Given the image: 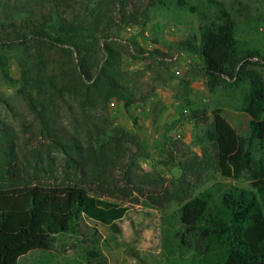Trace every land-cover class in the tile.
Returning a JSON list of instances; mask_svg holds the SVG:
<instances>
[{"label":"trees","instance_id":"trees-1","mask_svg":"<svg viewBox=\"0 0 264 264\" xmlns=\"http://www.w3.org/2000/svg\"><path fill=\"white\" fill-rule=\"evenodd\" d=\"M158 10L197 16V33L178 42L179 52L199 57L208 91L242 87L240 108L249 117L238 133L222 108H191L201 152L177 138L158 148V162L180 170L159 194H147L153 207L179 205L165 222L167 257L184 264H264V53L240 45L236 20L221 0H0V77L18 85L32 115L24 124H40L45 154H62L66 174L33 183L15 173L6 149L0 152V264L22 263L25 254L49 249L58 234H85L87 221L115 231L126 214V206L87 186L125 194L132 188L117 187L113 172L126 184L143 172L138 160L149 156L145 143L137 132L113 125L108 104L128 108L141 99L132 85L135 73L122 61L146 50L120 33L145 27ZM12 58L19 78L9 72ZM11 143L3 131L0 146ZM50 160L52 166L56 159ZM214 173L243 177L247 185L218 181ZM208 179L213 183L194 193ZM94 231L89 236L97 248L75 264H99L92 262L102 256Z\"/></svg>","mask_w":264,"mask_h":264},{"label":"rangeland","instance_id":"rangeland-1","mask_svg":"<svg viewBox=\"0 0 264 264\" xmlns=\"http://www.w3.org/2000/svg\"><path fill=\"white\" fill-rule=\"evenodd\" d=\"M196 2V0H191ZM234 17L237 23V38L244 48H256L264 53V0H221ZM0 11V19L3 18ZM151 19L145 27H126L120 33L123 37L133 38L138 42L145 53L136 51V57L125 56L122 61L124 69L134 72L133 86L136 88L137 101L143 102L157 93V88L171 91L170 111L180 115L176 118L181 122L190 117L191 108L204 107L210 113L214 107H220L228 121L237 124L236 130L243 133L246 129L244 115L236 116L241 110V89L218 87L215 92L208 91L205 78L200 72V59L195 54L179 52L178 42L197 33L198 19L193 13H173L158 10L150 13ZM9 72L12 77L19 78L20 69L12 58L9 62ZM18 85L10 84L0 77V135L8 131L12 137L10 148L6 144L0 146V152L6 149L11 163L18 169L15 173L31 180L54 182L55 177L66 176L63 168V155L57 152L45 154L48 140L41 133L40 124L29 123L32 115L26 107L22 97L17 92ZM136 101V102H137ZM136 102L128 108L122 102L111 100L108 104L109 115L117 123L128 130L138 133L137 117H135ZM244 113V112H243ZM172 115V114H170ZM211 117L209 118V121ZM70 126V124H65ZM103 125V124H101ZM105 126V125H104ZM182 132L188 137L189 143L176 133ZM200 134L194 124L185 127L180 124L175 127L160 128L157 137L151 142L148 137L145 143L149 156L140 157L139 165L143 172L136 171V176L129 180V185L122 178V174L113 172L114 183L122 188L124 184L132 188L131 191L118 192L114 189L113 195L100 193V190L91 184L87 186L94 194L122 204L127 207L126 214L116 221V230L108 226L86 222L82 227L85 234H58L47 250H34L23 257L18 264H75L85 262L87 250L97 245L92 244L90 233L96 229L99 238L98 250L101 257L92 262L101 264H184L180 260L168 258L165 250V222L177 210L178 204L172 202L162 208L149 205L147 194H159L167 184L168 179L178 176L177 167H166L158 161V148L164 141L177 138L187 144L194 152L200 153V145L195 136ZM142 134L140 135V137ZM170 138V139H169ZM142 140V139H141ZM8 149V150H7ZM51 156V158H50ZM56 159L51 166L50 159ZM208 170L207 174H212ZM55 176V177H54ZM216 180L240 186H246L247 181L242 177L239 180L227 179L214 173ZM208 179L194 193L202 191L213 183ZM136 187L142 193H138ZM20 258V259H21ZM25 262V263H24Z\"/></svg>","mask_w":264,"mask_h":264},{"label":"crops","instance_id":"crops-1","mask_svg":"<svg viewBox=\"0 0 264 264\" xmlns=\"http://www.w3.org/2000/svg\"><path fill=\"white\" fill-rule=\"evenodd\" d=\"M157 93L153 96H150L148 99H146L143 102H136V110L135 117H137V131L138 134L142 136L140 137L142 141L150 138V141L153 142L154 137H157V132L160 128L168 127L169 125H172L175 127V131L177 129V125H184L185 127H188L191 124H194V121L191 117H188L186 121L177 120L176 118L180 115L172 111H170L171 106L169 105L171 103V99L173 96H171V91H164L160 88H157ZM131 106V105H130ZM170 107V108H169ZM236 116L240 115V118L244 115L245 120L248 121L249 117L243 113V112H235ZM172 114V115H170ZM229 123L236 129L237 124H232L230 121ZM247 127V122L244 124ZM246 129H244L245 132ZM238 132V131H237ZM239 133V132H238ZM179 137H182L184 141L189 143L187 135H185L182 132L176 133Z\"/></svg>","mask_w":264,"mask_h":264}]
</instances>
